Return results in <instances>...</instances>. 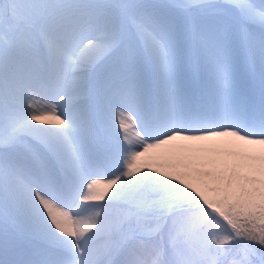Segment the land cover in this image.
<instances>
[{"label": "snow or ice", "instance_id": "obj_1", "mask_svg": "<svg viewBox=\"0 0 264 264\" xmlns=\"http://www.w3.org/2000/svg\"><path fill=\"white\" fill-rule=\"evenodd\" d=\"M0 264H264V0H0Z\"/></svg>", "mask_w": 264, "mask_h": 264}, {"label": "bare ground", "instance_id": "obj_2", "mask_svg": "<svg viewBox=\"0 0 264 264\" xmlns=\"http://www.w3.org/2000/svg\"><path fill=\"white\" fill-rule=\"evenodd\" d=\"M40 105L38 104V107H39ZM109 178H111V177H109ZM105 198H107V197H105Z\"/></svg>", "mask_w": 264, "mask_h": 264}]
</instances>
